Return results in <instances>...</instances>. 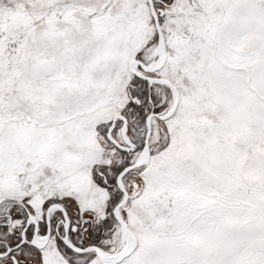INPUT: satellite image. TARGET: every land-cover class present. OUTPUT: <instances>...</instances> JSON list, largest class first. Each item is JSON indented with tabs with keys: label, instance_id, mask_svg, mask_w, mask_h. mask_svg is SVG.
<instances>
[{
	"label": "snow or ice",
	"instance_id": "1",
	"mask_svg": "<svg viewBox=\"0 0 264 264\" xmlns=\"http://www.w3.org/2000/svg\"><path fill=\"white\" fill-rule=\"evenodd\" d=\"M0 264H264V0H0Z\"/></svg>",
	"mask_w": 264,
	"mask_h": 264
}]
</instances>
